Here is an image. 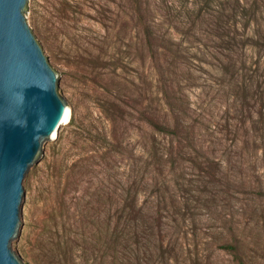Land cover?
I'll list each match as a JSON object with an SVG mask.
<instances>
[{"label":"trees","instance_id":"16d2710c","mask_svg":"<svg viewBox=\"0 0 264 264\" xmlns=\"http://www.w3.org/2000/svg\"><path fill=\"white\" fill-rule=\"evenodd\" d=\"M139 13L146 47L156 52L155 67L167 113L110 96L101 100L105 120L98 117L85 124L73 110L70 126L77 133L74 147L79 146L81 154L72 163L67 158L55 162L43 174L39 191L43 233L62 226L65 236L73 235L71 242L88 246L103 264L108 260L111 264H153L156 260L176 264L185 259L191 264H212V257L221 251L233 254L242 264L246 228L226 216L222 219L227 231L223 227V231L212 233V246L191 250L183 242L188 236L183 229L188 221H194L199 209L214 212L216 199L226 187L242 190L249 180H234L233 174L227 173H237L244 164L240 154L224 163L208 151V142L200 132L204 123L191 121L195 112L181 81L183 61L187 60L184 50L146 20V9ZM216 13L218 17L211 19L207 28L217 41L215 57L221 82L229 85L234 102L242 106L253 99L264 103L261 60L251 67L243 60L246 49L264 58V0H222ZM196 23L190 21V32ZM182 27L174 26L177 31ZM135 124L138 130H147L140 137L143 146L138 156L128 141ZM57 140L61 142L63 134ZM205 168L217 173L205 172ZM219 185L225 189L219 190ZM81 200H86L85 207L73 210L71 203Z\"/></svg>","mask_w":264,"mask_h":264},{"label":"rangeland","instance_id":"374dc122","mask_svg":"<svg viewBox=\"0 0 264 264\" xmlns=\"http://www.w3.org/2000/svg\"><path fill=\"white\" fill-rule=\"evenodd\" d=\"M221 1L33 0L29 24L48 46L52 65L63 70L61 86L68 94L64 101L77 111L79 120L88 124L93 118L105 120L101 100L108 96L126 104L142 103L162 115L167 113L155 67L156 52L146 47L144 23L139 13L148 11L146 20L179 43L186 54L181 81L195 112L191 121L204 123L200 132L208 142V151L214 159L224 163L232 156L242 157L244 164L237 173H227L233 174L234 180H249L242 190L234 185L226 189L219 185L218 189H225V193L216 199L215 211L199 209L194 221H188L183 229L188 235L183 242L191 250L212 246V233L223 231V227L227 231L222 219L226 216L246 228L242 264H264V103L253 99L242 106L234 102L229 85L220 80L215 57L217 41L207 24L218 17L216 11ZM191 20L197 22L195 35L189 31ZM175 25L183 27L177 31ZM185 31L190 33L184 35ZM243 60L248 67L261 60L264 69V58H257L251 49H246ZM261 86L264 92V85ZM136 126L130 129L128 141L138 156L143 146L140 137L147 130H138ZM60 134L63 140L55 139L46 147L30 182V231L16 251L31 264H103L88 246L71 242L73 235L65 236L62 226L48 233L42 230L39 191L43 174L55 162L67 158V162L72 163L81 154L79 146L74 147L78 137L70 122ZM245 141L248 144L244 145ZM235 154L240 156L236 158ZM204 171L214 172L209 168ZM188 173L194 176V172ZM192 199L196 201L197 197ZM224 199L226 207H223ZM85 201H74L70 206L73 210H82ZM101 214L105 220V207ZM167 242L168 238L165 247ZM211 260L212 264H241L225 251L215 254ZM107 263L111 264V260ZM153 264L163 263L156 260ZM176 264L191 262L185 259Z\"/></svg>","mask_w":264,"mask_h":264},{"label":"water","instance_id":"95a60500","mask_svg":"<svg viewBox=\"0 0 264 264\" xmlns=\"http://www.w3.org/2000/svg\"><path fill=\"white\" fill-rule=\"evenodd\" d=\"M32 1L0 0V264H31L16 251L30 231V182L74 110L29 24Z\"/></svg>","mask_w":264,"mask_h":264},{"label":"bare ground","instance_id":"6f19581e","mask_svg":"<svg viewBox=\"0 0 264 264\" xmlns=\"http://www.w3.org/2000/svg\"><path fill=\"white\" fill-rule=\"evenodd\" d=\"M71 117H72V113H71V114H68V123L70 122ZM55 139H57V137H56ZM55 139H54V140H55Z\"/></svg>","mask_w":264,"mask_h":264}]
</instances>
